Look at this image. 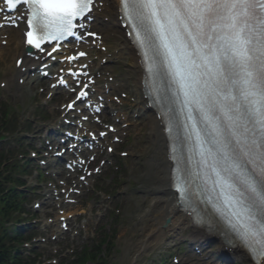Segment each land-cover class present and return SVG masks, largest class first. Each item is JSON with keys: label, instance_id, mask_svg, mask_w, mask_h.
<instances>
[{"label": "snow or ice", "instance_id": "6c2138e0", "mask_svg": "<svg viewBox=\"0 0 264 264\" xmlns=\"http://www.w3.org/2000/svg\"><path fill=\"white\" fill-rule=\"evenodd\" d=\"M120 3L148 71L154 79L165 76L180 113L187 110L184 140L200 159L194 169L177 162L173 183L180 201L190 198L194 185L208 191L211 182V191L219 189L214 207L264 264V0ZM3 4L16 15H6L0 27L25 23L27 43L43 51L42 42L75 35L76 21L92 11L94 0Z\"/></svg>", "mask_w": 264, "mask_h": 264}, {"label": "rangeland", "instance_id": "374dc122", "mask_svg": "<svg viewBox=\"0 0 264 264\" xmlns=\"http://www.w3.org/2000/svg\"><path fill=\"white\" fill-rule=\"evenodd\" d=\"M4 78V73L0 72V84L3 83L2 81H5ZM23 87L25 91H29L33 85L26 84ZM0 95H5L4 101L7 100L22 118H34L38 114L34 112V106L37 103H41L40 107L43 111L50 110L52 105L59 104L45 97V93L39 87H35V90L33 89L31 92H24L21 97H15L11 90L0 86ZM147 147L148 143L145 146L142 145L140 148L141 150L145 148L146 154L144 155L146 160L149 161L150 159L147 157L152 154V150L148 153ZM120 167H123V169H133L132 158L129 156L128 159L121 160ZM147 171L141 174L139 171L134 172L135 174L126 173L125 177L129 183L122 190L126 191L127 194L125 197H118V200H115L116 202L114 201L117 209H121V213L118 215L110 213V216L106 219L93 218L91 226H88V236L86 237L84 233L79 238L78 242L80 245L78 247L81 248L84 245H89L94 240L97 230L101 229V227H104V230H109L114 220L112 217H117L119 221L118 234L115 240V249L109 259L110 264H159L163 259L169 258L170 254L177 251V248L171 246L172 243L169 240L172 233L162 230L151 238L153 231L157 230L155 224L156 221L159 222L161 215L155 209H151L154 206V195H145L136 186L138 182L137 178L144 177V173L147 175ZM108 177H112V175L110 176L109 174ZM145 182L146 187L151 185V183H147V180ZM152 222L153 226H150L145 235L141 237L144 229ZM242 264L246 263L243 262Z\"/></svg>", "mask_w": 264, "mask_h": 264}, {"label": "bare ground", "instance_id": "6f19581e", "mask_svg": "<svg viewBox=\"0 0 264 264\" xmlns=\"http://www.w3.org/2000/svg\"><path fill=\"white\" fill-rule=\"evenodd\" d=\"M104 10L103 12H113L118 7V0H104ZM22 29H20L21 31ZM119 35L117 39L121 42V46H123V49L127 50L128 55L131 59V68L132 72L136 76V79L138 80L139 84L143 77V72L141 68V63L139 60V57L137 55V52L134 50V48L130 45V42L125 37L124 32H118ZM12 41V40H10ZM9 41V42H10ZM12 52L14 53V56H23L25 55V49L23 47V40L20 37H17L13 40V48ZM16 57H13L14 63ZM10 63V62H8ZM15 65V64H14ZM102 68L99 66L98 70H101ZM9 86L12 87L13 93L18 94L22 91V88H20L18 85H14V78L22 77L23 74L20 71V69H16L15 66H11V63L6 66V72L5 76H9ZM132 94H134L140 103L144 106L147 104L142 97L143 93L141 90V84L140 88H136L132 91ZM142 96V97H141ZM143 111V109H142ZM150 123L152 124L153 128L156 129V133H153V145L154 150L161 151V155L157 157H153L150 161L151 163L148 164L147 162L143 163L142 165H139V168L142 167L143 171L149 169L148 176L149 180L152 183V185L156 186V188L152 189L150 192H158L160 195H163V198L160 197L155 206L159 208V210H162L164 215L162 216V221H165L166 219H171V228L175 229L178 228L180 230L184 229H190L191 239L194 241H201L205 236L199 232L196 231L191 227V219L189 216L185 214H181L177 207L174 205L175 203V197L172 192L168 189L170 187L169 181H168V175L170 170V164L166 161L165 156L167 158V152L166 149L163 148V142L165 143V140L163 139L161 135L162 126L160 123V120H157L156 117H154L152 114L148 117ZM144 127L140 130L142 132ZM142 137V135H141ZM153 147V146H150ZM153 170L156 173V181L150 179V171ZM152 178V177H151ZM168 182V184H167ZM236 252V251H235ZM242 258L247 259V256L240 255Z\"/></svg>", "mask_w": 264, "mask_h": 264}, {"label": "trees", "instance_id": "16d2710c", "mask_svg": "<svg viewBox=\"0 0 264 264\" xmlns=\"http://www.w3.org/2000/svg\"><path fill=\"white\" fill-rule=\"evenodd\" d=\"M10 196L8 192H6V189L2 186V183L0 182V202L10 204ZM2 210V207L0 206V211Z\"/></svg>", "mask_w": 264, "mask_h": 264}]
</instances>
